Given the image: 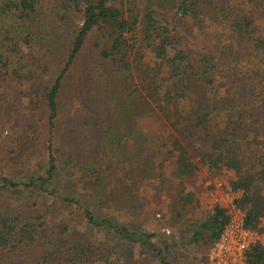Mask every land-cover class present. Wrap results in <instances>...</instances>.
Here are the masks:
<instances>
[{
	"label": "trees",
	"instance_id": "obj_1",
	"mask_svg": "<svg viewBox=\"0 0 264 264\" xmlns=\"http://www.w3.org/2000/svg\"><path fill=\"white\" fill-rule=\"evenodd\" d=\"M210 15L237 46L264 52V0H151L138 11L124 8L122 0H0V104L1 90L18 88V99L30 116H26L28 129L42 128L43 134L41 147L34 141L37 154L29 143L23 150H10V169H19L18 178L0 175V264H116L108 248L114 239L147 249L155 264L166 263V246L156 245L153 234L133 219L114 223L112 217H94L83 208L85 228H96L97 235L81 239L56 216V202L67 207L75 202L74 192L85 177L92 178L94 185L98 176L120 174L130 179L121 193L133 204L147 212L155 190V205L162 201L166 205L159 211L180 215L193 208L194 195L181 186L166 196L160 165L168 153L181 184L195 174L193 156L209 170L232 169L235 179L230 185L242 191L236 203L244 211V225L260 230L264 194L254 182L264 185V151L256 154L264 130L252 115H246L250 120L244 122L243 110L234 115L232 109L211 104L220 100L218 92L227 86L228 74L238 76L236 63L221 71L211 56L192 60L181 47L180 25ZM93 30L92 51L103 67L98 73L86 68L97 87L89 95H79L85 106L82 113L87 115L68 123L72 146H59L53 134L62 84L85 36ZM250 66L243 62L238 80H248L245 105H256L254 111L263 125L264 60ZM116 82L120 91L111 87ZM190 93L194 98H189ZM150 103L159 112L154 139L147 133L141 136L138 123L128 119L130 109L141 111ZM193 140L208 145L203 150L191 148ZM130 141L137 146L128 147ZM44 154L42 171L37 173L33 165L38 163L37 155ZM150 170L155 189L147 181ZM226 218L224 210L214 206L198 221L191 239L212 245ZM99 234L110 235L108 242H97ZM245 258L247 264H264V245H250ZM206 261L207 257L203 264Z\"/></svg>",
	"mask_w": 264,
	"mask_h": 264
},
{
	"label": "rangeland",
	"instance_id": "obj_2",
	"mask_svg": "<svg viewBox=\"0 0 264 264\" xmlns=\"http://www.w3.org/2000/svg\"><path fill=\"white\" fill-rule=\"evenodd\" d=\"M113 1L117 3L119 0ZM122 1L124 8L134 9L135 11L140 10L143 6L151 2V0ZM179 31L181 47L190 55L192 60H195L200 55L211 56L212 59L210 60L218 70L223 71L236 63L235 73L240 76L239 72L243 71V62L253 66L256 61L260 59L264 60V52H256L249 49L245 44L237 46L224 26L213 15L207 17L197 16V18L191 21H186L180 25ZM262 32L264 38V30ZM94 37V30L85 36L73 65L63 81L59 107L60 112L53 134L56 145L65 147L72 146L68 138L70 135L69 127H67L68 123L74 117H85L87 115L86 113H82L85 106L79 98V95L81 93L89 95L97 87L96 80L92 79L86 69L90 68L96 70V73H98L101 72L103 67V63H101L99 58H96V54L92 51ZM236 59L237 62H235ZM240 60H243V62ZM54 73L56 71H53ZM238 76L228 74V78L226 79L227 86L221 92H218V96L221 95L219 97L220 100L211 104L217 107V109H232L234 115L241 113L243 110L245 111L243 112L245 116L242 119L244 122L250 120L246 115H252L251 119L264 130V123L261 125V118L254 111L256 105H251L250 107L245 105V99L247 98L246 84H248V80L240 81L238 80ZM87 82L90 85L85 88ZM91 84L93 85L91 86ZM111 87L117 91L121 90L120 84L117 82L113 83ZM17 90L18 88L14 86L9 87L6 93L1 90L4 97L0 104V175L11 176L12 178L19 177L17 175L19 169L15 171L10 169V150H23L25 148L24 145L29 143L31 150L37 154L35 142L38 147H41L43 142L42 128L34 127L30 130L28 129L26 122L30 116L27 114L22 102L18 99ZM188 96L189 98H194L195 95L194 93H190ZM199 96L197 95V97ZM205 96L207 97L209 94L205 93ZM125 98L128 99L127 96ZM143 108L141 111H136L134 108L130 109L128 119L132 123H138V127L143 132L141 136L147 133L149 139H154L160 126L159 112L156 109L152 110L153 105L151 103ZM243 124L246 127V124ZM220 125L222 129H225L226 124L224 121L221 120ZM251 125L254 126L253 123ZM251 125H248V127H251ZM199 137H204V134H200ZM133 141L128 143V147L137 146ZM193 141L194 143L190 145L191 148L195 146L203 150L208 145V143L205 144L201 140ZM239 145L243 148L242 142ZM126 149L128 150L129 148ZM263 151L264 142L261 143L260 149L256 154ZM247 152L244 151V154L249 155L250 152ZM164 156L165 161L161 162V165L160 162L158 163L162 168L163 184L165 186L164 192L166 196H172L181 186L184 192H192L194 197L193 208L191 210L185 211L180 215H175L170 211L168 215H163L159 209L163 212L166 205H164L163 201L159 207L155 205L156 196L155 194L153 195L154 190L151 194V198H154V201L149 203V209L145 212V207L133 204L125 197V193H121L123 188H127V185L131 183L130 179L120 174H115L106 178L98 176L94 180V185L91 184L93 181L92 178L85 177V182L77 187L78 193L74 192L75 202H71L69 207L56 202V216L62 218L68 224L71 232L74 234L78 233L80 236L77 238L81 239H93L97 235L96 228H85L86 219L83 216V208L93 213L94 217H112L114 223L122 222L123 219L130 218L153 234L152 240L156 245L160 247L166 246L163 249L166 258V263L164 264H203L204 258L208 256L211 245L204 243L201 238L196 242L193 241L191 239L192 232L197 228L198 221L206 218L214 207L213 203H209L206 198V192L212 187L214 180L221 176L228 182L232 174L231 172L228 174L222 173L219 169L209 170L208 166L199 162L198 158L193 156L197 164L195 174L191 180L184 181L181 184L180 179L173 172L174 160L172 155L168 153L167 156L166 154ZM37 157L38 163L33 165V168L38 173L42 171L41 168L44 164L42 159L45 157V154L41 157L37 155ZM150 173L151 170L147 171V181L149 186L155 189L154 182L151 180V177H148ZM254 184L264 194L263 183L258 180ZM168 202L171 203V201ZM260 226L259 232L264 235V217L261 219ZM99 235L100 238L97 242L100 244L108 242L110 235L109 237L108 235ZM108 248L115 256L116 264H120L121 261L127 262V264H155L153 253H150L145 248H138L132 243L114 239Z\"/></svg>",
	"mask_w": 264,
	"mask_h": 264
},
{
	"label": "built area",
	"instance_id": "obj_3",
	"mask_svg": "<svg viewBox=\"0 0 264 264\" xmlns=\"http://www.w3.org/2000/svg\"><path fill=\"white\" fill-rule=\"evenodd\" d=\"M222 173L231 172L232 177L227 182L219 177L214 180L212 187L206 192L209 203L222 208L226 214V221L218 238L210 247L206 264H247L245 252L255 243L264 245V235L259 229H249L244 225V211L236 201L242 191L231 188L235 173L226 166H220Z\"/></svg>",
	"mask_w": 264,
	"mask_h": 264
}]
</instances>
